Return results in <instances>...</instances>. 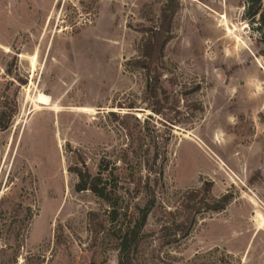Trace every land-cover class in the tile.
I'll return each instance as SVG.
<instances>
[{
  "label": "rangeland",
  "instance_id": "1",
  "mask_svg": "<svg viewBox=\"0 0 264 264\" xmlns=\"http://www.w3.org/2000/svg\"><path fill=\"white\" fill-rule=\"evenodd\" d=\"M164 3L0 0V115L14 109L0 132V264H117L111 236L89 220L103 224L107 206L76 191L72 170L105 169L129 219L150 167L161 176L135 264H264L257 25L246 0H179L163 58L169 100L156 116L144 72L127 62ZM204 183L231 200L192 222L184 197ZM186 220L187 235L164 236L163 226Z\"/></svg>",
  "mask_w": 264,
  "mask_h": 264
},
{
  "label": "trees",
  "instance_id": "2",
  "mask_svg": "<svg viewBox=\"0 0 264 264\" xmlns=\"http://www.w3.org/2000/svg\"><path fill=\"white\" fill-rule=\"evenodd\" d=\"M161 8L158 24L154 27L142 29L145 39L140 48L137 58L127 62V66L132 69H139L144 72L146 78L145 100L150 103V110L153 115H161L168 103V94L162 85V72L164 70L163 58L166 45L172 39V27L176 13L179 10V0H164ZM245 17L252 24L257 25L260 33L261 43L264 46V4L263 0H246ZM133 108V107H130ZM14 109L5 115H0V132L9 128L10 120ZM113 114V113H112ZM114 116V115H113ZM106 168V167H105ZM77 176L76 191H88L101 200L107 206V211L103 214V224L96 222L97 215L89 214V220L94 227L100 226L102 232L111 236L118 252L117 264H135L136 254L144 241L143 230L146 226L147 218L155 207V187L161 176L160 171L146 169L148 176L144 182L138 180L135 194H143L144 204L142 207H135V213L129 219L125 218L121 212L127 207L121 206L114 188L107 187V181L103 177L101 169L97 174L91 175L89 172H82L75 168L72 170ZM153 175V178L150 177ZM211 183H204L202 188L186 192L183 208L195 221V216L204 212L218 213L225 209L231 200V195L226 194L220 198L210 196ZM123 203V201H122ZM123 205V204H122ZM125 212V211H124ZM190 221H180L162 227L165 237L175 238L177 235H187ZM105 225V226H103ZM171 239L169 242H173Z\"/></svg>",
  "mask_w": 264,
  "mask_h": 264
},
{
  "label": "bare ground",
  "instance_id": "3",
  "mask_svg": "<svg viewBox=\"0 0 264 264\" xmlns=\"http://www.w3.org/2000/svg\"><path fill=\"white\" fill-rule=\"evenodd\" d=\"M44 101H46V99H45V96H38V98H37V100H36V103L38 104V105H46L45 103H44ZM262 223V222H261Z\"/></svg>",
  "mask_w": 264,
  "mask_h": 264
}]
</instances>
